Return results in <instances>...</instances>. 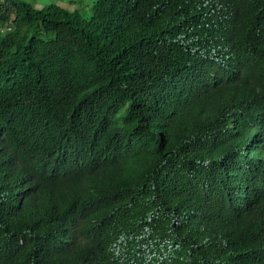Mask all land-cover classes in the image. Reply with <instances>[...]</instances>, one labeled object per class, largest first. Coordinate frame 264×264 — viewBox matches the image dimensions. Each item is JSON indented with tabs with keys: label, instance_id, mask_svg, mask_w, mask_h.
Returning <instances> with one entry per match:
<instances>
[{
	"label": "trees",
	"instance_id": "16d2710c",
	"mask_svg": "<svg viewBox=\"0 0 264 264\" xmlns=\"http://www.w3.org/2000/svg\"><path fill=\"white\" fill-rule=\"evenodd\" d=\"M65 2L0 0V99L39 88L48 138L97 128L135 148L130 211L100 210L80 229L91 264H108L118 235L129 251L110 264H264V68H248L202 126L187 97L217 70L212 42L152 27L157 0ZM3 165L0 264H87L86 252L47 241L65 239L58 197L24 190L23 166Z\"/></svg>",
	"mask_w": 264,
	"mask_h": 264
},
{
	"label": "clouds",
	"instance_id": "9594fccd",
	"mask_svg": "<svg viewBox=\"0 0 264 264\" xmlns=\"http://www.w3.org/2000/svg\"><path fill=\"white\" fill-rule=\"evenodd\" d=\"M147 20L152 27L155 22L173 27L178 40L193 46L213 43L210 58L217 70L187 97V108L193 110L199 125H213L221 96L229 91L237 95L248 68H264V0H157L148 8ZM41 98L39 88H23L0 99V171H6L3 160L22 165L24 190L58 197L54 204L64 211L57 217L56 232L65 239L55 234L47 241H57L70 252L74 247L86 252L91 264L95 246L79 234L80 229L87 220L96 219L100 210L111 215L130 211L134 200L128 180L135 169L139 176L136 150L126 144V138L103 136L97 128L76 131L74 140L48 138L45 113L39 109ZM100 122L108 127L105 117ZM120 129L130 130L124 125ZM126 244L125 237L116 236L109 246L108 264L129 251Z\"/></svg>",
	"mask_w": 264,
	"mask_h": 264
},
{
	"label": "rangeland",
	"instance_id": "374dc122",
	"mask_svg": "<svg viewBox=\"0 0 264 264\" xmlns=\"http://www.w3.org/2000/svg\"><path fill=\"white\" fill-rule=\"evenodd\" d=\"M29 1L30 3H32L34 6L36 7H40L42 5H44L45 3H56V2H60L61 5L63 6H70L69 4H67L65 1L66 0H26ZM70 2L74 1V0H69ZM92 2V0H81V4H85V5H90V3ZM75 7L77 8H81V5H75Z\"/></svg>",
	"mask_w": 264,
	"mask_h": 264
}]
</instances>
